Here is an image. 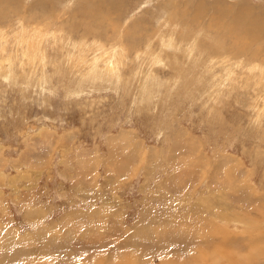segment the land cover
<instances>
[{
    "label": "rangeland",
    "instance_id": "rangeland-1",
    "mask_svg": "<svg viewBox=\"0 0 264 264\" xmlns=\"http://www.w3.org/2000/svg\"><path fill=\"white\" fill-rule=\"evenodd\" d=\"M0 264H264V0H0Z\"/></svg>",
    "mask_w": 264,
    "mask_h": 264
},
{
    "label": "bare ground",
    "instance_id": "bare-ground-1",
    "mask_svg": "<svg viewBox=\"0 0 264 264\" xmlns=\"http://www.w3.org/2000/svg\"><path fill=\"white\" fill-rule=\"evenodd\" d=\"M261 35V34H260Z\"/></svg>",
    "mask_w": 264,
    "mask_h": 264
}]
</instances>
